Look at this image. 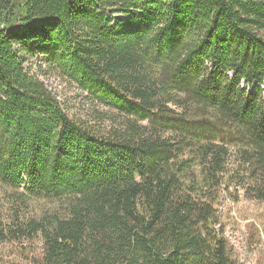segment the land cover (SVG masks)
<instances>
[{"label": "trees", "instance_id": "trees-1", "mask_svg": "<svg viewBox=\"0 0 264 264\" xmlns=\"http://www.w3.org/2000/svg\"><path fill=\"white\" fill-rule=\"evenodd\" d=\"M15 43L45 52L37 72ZM263 85L264 0H0V243L39 241L32 264H238L217 211L232 185L264 201Z\"/></svg>", "mask_w": 264, "mask_h": 264}, {"label": "rangeland", "instance_id": "rangeland-1", "mask_svg": "<svg viewBox=\"0 0 264 264\" xmlns=\"http://www.w3.org/2000/svg\"><path fill=\"white\" fill-rule=\"evenodd\" d=\"M116 18L122 19L123 16L116 14ZM51 20L40 18L31 24ZM25 26L18 24L10 28L7 34L12 36L15 31H20ZM33 44L35 41L31 43ZM27 49H24L21 43H15L14 50L25 58V67L31 72H37L38 66L45 61V52ZM40 76L71 116L84 117L93 111L92 103L83 99L81 90L75 85L63 81L55 73ZM262 87L264 89V85ZM249 89L253 90V87ZM219 199L218 225L224 229V238L228 242L231 257L238 264H264V201L246 198L244 189L235 185L225 188ZM41 249L42 244L39 241L0 243V264H32V258L41 252Z\"/></svg>", "mask_w": 264, "mask_h": 264}]
</instances>
